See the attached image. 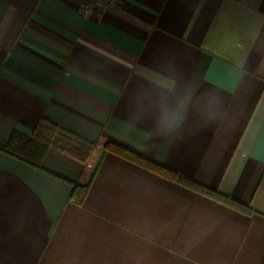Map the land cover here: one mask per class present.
I'll return each instance as SVG.
<instances>
[{
    "label": "crops",
    "instance_id": "0c3cea01",
    "mask_svg": "<svg viewBox=\"0 0 264 264\" xmlns=\"http://www.w3.org/2000/svg\"><path fill=\"white\" fill-rule=\"evenodd\" d=\"M0 0V264H264V0ZM105 136L247 205L107 154L40 168L12 133Z\"/></svg>",
    "mask_w": 264,
    "mask_h": 264
},
{
    "label": "trees",
    "instance_id": "16d2710c",
    "mask_svg": "<svg viewBox=\"0 0 264 264\" xmlns=\"http://www.w3.org/2000/svg\"><path fill=\"white\" fill-rule=\"evenodd\" d=\"M17 143H19L21 159L38 168L49 148L82 165L77 181L71 182L64 179L71 185L69 200L74 204L82 203L97 168L103 158L111 154L226 207L248 214L252 211L249 206L201 185L167 166L147 159L105 136H100L95 141H88L42 119L30 137H22L16 132L12 133L9 147Z\"/></svg>",
    "mask_w": 264,
    "mask_h": 264
},
{
    "label": "built area",
    "instance_id": "2783aa9c",
    "mask_svg": "<svg viewBox=\"0 0 264 264\" xmlns=\"http://www.w3.org/2000/svg\"><path fill=\"white\" fill-rule=\"evenodd\" d=\"M123 0H84L78 8L82 17H100L111 9L120 6Z\"/></svg>",
    "mask_w": 264,
    "mask_h": 264
}]
</instances>
